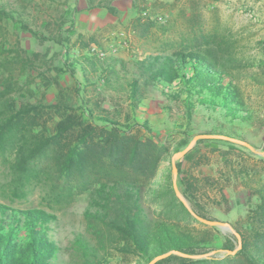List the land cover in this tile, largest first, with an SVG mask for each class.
<instances>
[{
    "label": "rangeland",
    "instance_id": "1",
    "mask_svg": "<svg viewBox=\"0 0 264 264\" xmlns=\"http://www.w3.org/2000/svg\"><path fill=\"white\" fill-rule=\"evenodd\" d=\"M1 2L7 10L17 13L13 15L17 23L20 20L34 33L22 30L11 17H0V62H11L0 69V102L9 99L38 105L37 129L44 126L46 134H56L58 123L64 121L65 130L56 144L31 162L28 181L22 187L12 182V153L6 159L0 156V203L18 209L43 208L56 215L54 237L65 264L81 263L74 245L75 237L81 235L98 250L104 262L135 264L134 255L117 250L122 244L117 233L94 215L102 212L101 186L107 191L113 182L134 181L144 185L147 196L148 183L159 181L169 169L181 195L184 187L180 182L188 183L205 219L228 223L234 231L244 228L250 208L258 202L250 185L264 183V0ZM90 49L113 59L115 74L108 86L96 82L92 75L85 80L79 72L63 71L66 56H92ZM181 51L212 54L240 93L252 124H234L236 129H242V138L236 139L239 142L197 140L175 161V165H181L182 174L178 176L172 171L171 150L182 135L179 126L191 138L208 135L216 125L208 113L197 110L187 121L179 102H169L150 87H143V104L139 107L144 114L138 121H148L156 138L141 124L129 131L120 126L113 131L101 118L126 122L125 115L130 111L126 83L136 76V62L159 52ZM113 135L164 142L170 156L165 161L160 155L157 160L155 172L161 175L155 178L147 171L142 174L134 170L135 164L130 165L126 157L114 162L108 152ZM10 143L11 139L7 145ZM15 145L11 152L16 150ZM74 148L78 162L71 172L59 175L56 155H66ZM146 205L152 215H158L154 201ZM202 225L191 223L187 227L217 229L216 247L224 235L231 233ZM212 251L216 252L211 257L218 259L228 254L224 250Z\"/></svg>",
    "mask_w": 264,
    "mask_h": 264
},
{
    "label": "trees",
    "instance_id": "2",
    "mask_svg": "<svg viewBox=\"0 0 264 264\" xmlns=\"http://www.w3.org/2000/svg\"><path fill=\"white\" fill-rule=\"evenodd\" d=\"M13 15L17 13L7 10L0 0V17H11L22 30L34 33L19 23L20 20L17 23L18 19ZM90 51L92 56L82 55L74 59L66 56L62 63L63 71L71 74L79 72L85 80L92 75L96 82L108 86L111 76L115 74L113 59L96 54L92 49ZM8 64H11L9 60L0 62V69L7 68ZM134 70L136 76L126 83L125 89L130 110L125 115L126 122L120 124L101 118L113 131L119 126L127 128V131L140 126L139 115L144 114L139 107L143 104V87H150L151 91L169 102H179L187 121L197 110L208 113L209 119L216 125L207 133L214 136L211 139L215 141L230 143L231 139L242 138V129H236L234 124H252L251 113L246 109L240 93L208 51L151 54L136 62ZM38 113V105L9 99L0 102V156L6 159L7 154L12 153L10 168L15 173L12 182L19 183L20 187L28 181L26 176L31 169V162L43 155L51 144H56L65 130L64 121L58 123L56 134H46L44 126L37 129ZM90 113L88 116H91ZM148 124V121H143L141 125L151 134ZM226 124L230 127H225ZM173 125L176 128L177 125ZM179 130L182 135L172 147L171 154L184 149L192 139L182 126H179ZM151 135L157 137L153 133ZM111 137L113 142L108 152L114 162L126 157L130 165L135 164L134 170L138 169L141 173L147 171L155 178L161 175L155 172L157 160L160 155L165 161L170 156L164 142L155 143L151 139L139 141L125 135ZM10 139L8 146L7 141ZM204 141L200 139L198 142ZM14 145L16 150L11 152ZM77 159L75 148L66 155L58 153L55 157L57 173L62 175L71 172ZM180 166L177 162L178 176L182 174ZM180 183L184 187L181 193L192 210L205 218L195 205L194 193L188 183ZM148 184L150 188L147 196L144 185L134 181L113 182L107 191L101 186L102 212L94 213L96 218L117 233L118 239L122 241L116 247L117 250L134 255L137 258L135 264H148L168 253L153 264H264L263 182L250 185L258 202L250 208L244 228L235 229L240 236V248L234 254L228 253L219 259H192L173 253L195 256L212 250L233 251L238 246V239L234 234L227 233L216 247L217 229L202 225L177 199L171 169L159 181ZM150 200L158 207L157 216L152 215L150 207L146 205ZM56 223V215L43 208L18 209L0 203V264H65L61 259V247L54 237ZM191 223H199L206 228L191 230L187 227ZM74 245L79 252L80 264H108L82 235L75 237Z\"/></svg>",
    "mask_w": 264,
    "mask_h": 264
},
{
    "label": "water",
    "instance_id": "3",
    "mask_svg": "<svg viewBox=\"0 0 264 264\" xmlns=\"http://www.w3.org/2000/svg\"><path fill=\"white\" fill-rule=\"evenodd\" d=\"M211 138H214V136H210V135H196V136H194L190 140V142L188 143V145L184 149H182L181 151L176 152L174 154V156L172 157V162H171V164H172V171H173L174 175H176V173H177L175 161L178 160V159H180L185 153H187L195 145V143H196L197 140H200V139H211ZM231 141H237V140H232L231 139ZM237 142H239V141H237ZM240 143H243V142H240ZM243 144L245 146H247L248 148H250L251 150L255 151L252 147H250L246 143H243ZM263 154L264 153H262V155ZM173 189H174V192H175L176 197L182 202V204L185 206V208L188 210V212L197 221H199V222H201L203 224H206L208 226H217L220 229H223V230H226V231H229V232L233 233L237 237V239H238V246L233 251H227V253L234 254L240 248V246H241L240 245V236L232 229V227L228 223H222V222H218V221H210V220H207V219L199 216L197 213H195L192 210V208L189 206V204L187 203V201L184 199V197L179 193V191L177 189V186H176L175 179L173 181ZM215 252L216 251H212V252H208V253H205V254H202V255H195V256L184 255V254H180V253H176V252H173V253L178 254L180 256L189 257V258H192V259H202V258L211 257L213 254H215ZM168 254H170V253H168ZM168 254H165L163 256L156 257L155 259H153L148 264H153L156 260L161 259V258L167 256Z\"/></svg>",
    "mask_w": 264,
    "mask_h": 264
},
{
    "label": "built area",
    "instance_id": "4",
    "mask_svg": "<svg viewBox=\"0 0 264 264\" xmlns=\"http://www.w3.org/2000/svg\"><path fill=\"white\" fill-rule=\"evenodd\" d=\"M143 15H145V16H146V12H144V13H143Z\"/></svg>",
    "mask_w": 264,
    "mask_h": 264
}]
</instances>
